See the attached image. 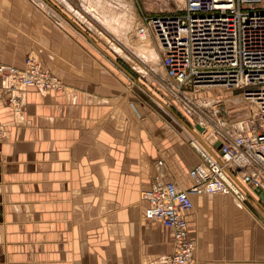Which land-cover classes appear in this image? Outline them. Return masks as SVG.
<instances>
[{
	"label": "crops",
	"instance_id": "0c3cea01",
	"mask_svg": "<svg viewBox=\"0 0 264 264\" xmlns=\"http://www.w3.org/2000/svg\"><path fill=\"white\" fill-rule=\"evenodd\" d=\"M43 1L0 0V61L21 68L35 55L63 83L25 86L16 102L0 76V264H165L172 233L145 217L139 191L157 180L187 185L200 160L190 140L212 148L217 135L192 129L196 109L169 107L171 118L129 92L88 19L114 25L120 39L112 0ZM192 200L187 264H264L263 201Z\"/></svg>",
	"mask_w": 264,
	"mask_h": 264
},
{
	"label": "built area",
	"instance_id": "2783aa9c",
	"mask_svg": "<svg viewBox=\"0 0 264 264\" xmlns=\"http://www.w3.org/2000/svg\"><path fill=\"white\" fill-rule=\"evenodd\" d=\"M139 20L137 36L156 40L164 75L175 91L241 87L256 106L242 127L232 129L216 121L212 148L190 140L200 160L188 169L192 181L187 187L157 180L142 191L145 217L172 233L174 248L165 264H187L195 249L185 217L193 195L230 194L239 202L251 195L264 203L254 191L264 188V0H183L179 12L144 13ZM0 76L12 79L7 85L11 92L16 84L49 91L62 87L30 54L21 68L0 61ZM196 99L201 106L203 98ZM211 105L214 114L220 111L219 101ZM2 127L0 120V135Z\"/></svg>",
	"mask_w": 264,
	"mask_h": 264
},
{
	"label": "rangeland",
	"instance_id": "374dc122",
	"mask_svg": "<svg viewBox=\"0 0 264 264\" xmlns=\"http://www.w3.org/2000/svg\"><path fill=\"white\" fill-rule=\"evenodd\" d=\"M42 3L46 6L43 0ZM103 4L105 5V3ZM110 4L114 6V12L121 15L119 16L120 19L117 18V20H119L118 24L120 25V39L117 38V32L116 35L109 32L114 30L112 27L114 25L111 26V24H108V26L113 29L106 26V30L96 17H94V19H88L91 30L95 33L94 35H97V38L102 44L101 46L105 49L104 51L109 56L111 55V57H113L112 59L123 67H120V70L124 73V78L127 79L129 92L131 91L133 93V90L137 89L138 97L134 94L132 95L137 97L140 101H142L144 97H147L149 100L153 101L152 105L148 104L149 106L153 107L155 110H158L157 108L163 109L167 111L168 114L170 113V111L167 110L169 107L174 111H176L177 106H181L183 110L187 107L196 109L197 118H193L192 122L196 121L199 125L198 127L194 125L191 127L195 132L207 138H214L215 134L217 135L215 129L216 121L232 129L234 126L240 125L239 122L245 125L247 115L251 114L256 109V106L254 102L244 97L241 87L227 88L223 85H215L201 87L196 90L183 87L177 94L181 97V103H179L177 100L178 98L173 96V92L166 87L167 84L172 85V81H169L164 76V70L158 59L159 47L156 40L153 38L151 40H140L136 34L135 29L140 22L139 18L141 14L179 12L182 10L183 0H112ZM94 35H92L93 38H91L96 41ZM115 46L120 49L117 50ZM145 48H148V51L155 52L157 58L155 60L148 59L149 56H146L147 53L145 52ZM164 81L167 84H165ZM24 91L25 87L19 85L13 89V95L19 94L21 96ZM197 97L203 98V104H201V106L196 103ZM217 99L220 100V111L214 114L211 104ZM18 100L19 97L16 95L13 100L11 99V101L16 102H18ZM176 113L178 114L177 111ZM204 129H206V131L202 133Z\"/></svg>",
	"mask_w": 264,
	"mask_h": 264
},
{
	"label": "bare ground",
	"instance_id": "6f19581e",
	"mask_svg": "<svg viewBox=\"0 0 264 264\" xmlns=\"http://www.w3.org/2000/svg\"><path fill=\"white\" fill-rule=\"evenodd\" d=\"M140 40H149L150 38L149 37H147V38H145V39H141L140 37H138ZM151 40V39H150ZM147 42V41H146ZM116 49L117 50H119L120 48L119 47H117L116 46ZM138 50V49H137ZM154 51V50H153ZM145 52L147 53L146 54V56H149L148 57V59H151V60H155L156 58H157V56H156V54H155V52H151V51H148V48H145ZM32 56H34V57H36L35 55H32ZM25 60V59H24ZM57 78V77H56ZM4 79V81L6 82V86L8 85V83H9V80H12V79H8V77H6V79L5 78H3ZM57 81L63 86V83L57 78ZM14 84H15V82H14ZM167 84V83H166ZM20 84H16L15 85V87H17V86H19ZM22 85V84H21ZM23 86V85H22ZM25 86H29V85H25ZM30 86H34V85H32V84H30ZM167 86L174 92L175 90H174V88L171 86V85H169V84H167ZM14 87V88H15ZM34 87H36V88H38L37 86H34ZM7 88H8V86H7ZM9 89V88H8ZM39 89H42V90H46V91H49V89L47 88V89H43V88H39ZM62 89V87L60 88V90ZM52 91H59V90H56V89H54L53 88V90ZM201 127V126H200ZM205 131H206V129H204L203 131H202V133L204 132L205 133ZM196 151V150H195ZM193 165V164H192ZM191 168V166L189 167V169ZM151 187V186H150ZM144 189H141L140 191H139V198L141 199V200H144L143 199V196H142V191H143ZM145 201V200H144ZM146 202V201H145ZM173 238V237H172ZM173 247H174V241H173ZM173 251V250H172ZM171 254V253H170Z\"/></svg>",
	"mask_w": 264,
	"mask_h": 264
},
{
	"label": "water",
	"instance_id": "95a60500",
	"mask_svg": "<svg viewBox=\"0 0 264 264\" xmlns=\"http://www.w3.org/2000/svg\"><path fill=\"white\" fill-rule=\"evenodd\" d=\"M187 177H188V183L184 187H187L192 181L188 171H187ZM145 188H149V187H145ZM254 191L259 195V198L261 200H264V188L263 187L257 186V187H255ZM262 206L264 207V205H262Z\"/></svg>",
	"mask_w": 264,
	"mask_h": 264
}]
</instances>
